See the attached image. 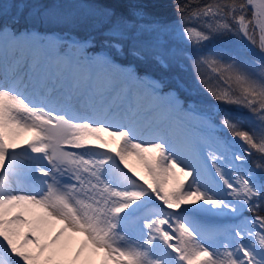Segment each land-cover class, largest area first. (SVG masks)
I'll return each mask as SVG.
<instances>
[{
  "label": "snow or ice",
  "instance_id": "6c2138e0",
  "mask_svg": "<svg viewBox=\"0 0 264 264\" xmlns=\"http://www.w3.org/2000/svg\"><path fill=\"white\" fill-rule=\"evenodd\" d=\"M25 7L10 20L0 8V264H264V0H187L174 24L141 7L131 18L26 17ZM91 17L99 48L93 36L35 27ZM229 34L256 52L204 50ZM144 60L162 70L190 62L215 101L247 109L257 128L228 111L217 124L216 112L141 75ZM133 155L147 179L129 166ZM197 213L240 219L204 225Z\"/></svg>",
  "mask_w": 264,
  "mask_h": 264
},
{
  "label": "rangeland",
  "instance_id": "374dc122",
  "mask_svg": "<svg viewBox=\"0 0 264 264\" xmlns=\"http://www.w3.org/2000/svg\"><path fill=\"white\" fill-rule=\"evenodd\" d=\"M31 2L30 4L34 6V11H43L44 9L48 10H58L63 13H70L72 15L80 16L87 14L91 10H99L96 7L93 9L92 7H88V5H85L83 2H80L79 0H67L63 3L58 2L57 0H54L52 2V5L50 6H44L42 3H36L35 0H28ZM130 1V0H129ZM142 1V0H141ZM178 0H162L159 2V0H156V2L159 5H163L165 7V10H168V12H173L171 14L174 15H165V19L161 18L160 15H151L152 18L160 19L165 22H168L170 24H174L177 21V12L175 9V5L177 4ZM183 1V0H179ZM128 3V1H125ZM131 2V1H130ZM150 2V1H148ZM99 3V2H97ZM130 9L126 15L131 18V13L134 10V6L136 4H145L143 1L140 2L137 0V2H131ZM152 3H155V1H152ZM183 3H187L183 1ZM35 4V5H34ZM58 4V5H57ZM99 6L98 4H96ZM53 6H56L55 8H52ZM141 7V6H139ZM142 8V7H141ZM104 9V8H103ZM14 16V14L9 13L6 20H10L11 17ZM37 22H39V19L35 22V27L40 32H55V33H71L76 34L81 37L84 36H93L95 37V40L97 41L96 47H101V41L103 40V28L100 26V24L97 22V19L95 17H91L88 19L86 23H77V24H69V25H55V24H48V23H42L43 27H39ZM106 27V25H105ZM199 27V26H198ZM81 34H78L79 32ZM240 38V37H239ZM244 40L240 38V41L238 40V36L233 35H226L222 37L216 38L212 44H206L204 46V50H207L210 47H224L228 50H238L241 48L250 49L253 52H256L255 48H252L250 44L246 42V45L243 42ZM177 45L184 49L186 52L194 53L196 51L195 47L186 42V41H177ZM120 60H126L129 59L127 57H119ZM187 61L183 62V65H174L171 69L168 70H162L157 64H155L151 60H144L137 62V68L141 75H148L151 76L154 79L162 80L165 84V91H168L169 89H174L178 92L179 97L182 101L187 103H192L197 105L198 107L204 108L206 110L216 112L215 116V122L219 124L221 115L224 111L231 112L234 117H240L242 119V123L240 124V127L244 130L247 129V131H254L257 128V121L255 118L247 111V109H244L242 107H238L235 105H225L220 102L215 101L210 94L205 90V88L197 81L196 74L194 71H186L188 69L186 65ZM149 68V70L147 69ZM191 73V74H190ZM177 81H179V85L177 84ZM103 135V133H101ZM222 135L226 136L231 143H233L236 147L234 150L239 151L241 147H243L242 143L238 140L233 141L230 134L227 133V131H223ZM30 137V133L24 134L22 136V141L27 140ZM107 138V137H105ZM145 144L147 142L143 140ZM137 142H140V139H138ZM110 147L116 148L115 144H110ZM70 151H77L76 149H67ZM83 151V149L79 150ZM207 151V149H205ZM132 163H129V166L140 176H144L146 179L148 178L147 172L143 166V163L136 157L131 156ZM256 155L254 154L251 160L249 161L248 166L254 167L253 161H255ZM177 178L182 179V175L177 172L176 173ZM174 181L169 178L166 181V184L168 187L173 186ZM158 202V201H157ZM159 204V202H158ZM260 215H264V211H261L259 213ZM244 216L251 217L254 215L252 212H244ZM198 223L204 224V225H216V226H227L232 225L239 222V217H233L231 215L229 216H213L206 213H197L193 217Z\"/></svg>",
  "mask_w": 264,
  "mask_h": 264
},
{
  "label": "trees",
  "instance_id": "16d2710c",
  "mask_svg": "<svg viewBox=\"0 0 264 264\" xmlns=\"http://www.w3.org/2000/svg\"><path fill=\"white\" fill-rule=\"evenodd\" d=\"M38 1V0H36ZM125 1H128L125 2ZM140 2H144L145 4H142V6H144V8H146L147 10H151V12H156L159 14H168V10H165V7H163V5H159L156 0H138ZM150 1V2H148ZM152 1H155V3H152ZM162 0H159V2ZM185 2H187V0H183ZM183 1H176L177 3H183ZM203 1L200 0V3H202ZM207 2V0H206ZM130 1L129 0H100V5H103L105 8H109L115 11L116 14H119L120 12L122 14L127 12V8H129L130 6ZM11 4L13 5V7H17V1L14 0V2H11ZM153 5V7H152ZM1 8V7H0ZM29 7L24 8V11L28 10ZM121 14V15H122Z\"/></svg>",
  "mask_w": 264,
  "mask_h": 264
},
{
  "label": "bare ground",
  "instance_id": "6f19581e",
  "mask_svg": "<svg viewBox=\"0 0 264 264\" xmlns=\"http://www.w3.org/2000/svg\"><path fill=\"white\" fill-rule=\"evenodd\" d=\"M130 1L133 2V3H134V2H137V0H130ZM86 2H87V4H89V5H91V4L96 5L97 2L100 3V0H87ZM99 3H97V4H99ZM121 14H122V13L120 12L119 15H121ZM245 41H246V40H245ZM23 135H24V134H23ZM103 135H105V134H103ZM105 137H106V135H105ZM139 139H140V140H145V141L148 143V141H149L151 138L147 135V133H145V134H143L142 136H140ZM126 159H127V162L132 163L131 156L126 157Z\"/></svg>",
  "mask_w": 264,
  "mask_h": 264
}]
</instances>
